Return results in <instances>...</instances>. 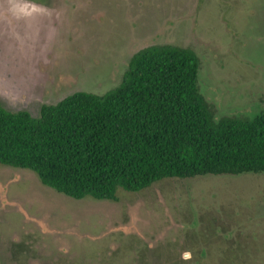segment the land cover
I'll list each match as a JSON object with an SVG mask.
<instances>
[{
  "label": "rangeland",
  "instance_id": "rangeland-1",
  "mask_svg": "<svg viewBox=\"0 0 264 264\" xmlns=\"http://www.w3.org/2000/svg\"><path fill=\"white\" fill-rule=\"evenodd\" d=\"M194 49L215 119L264 111V0H0V104L102 95L134 53ZM0 264H264V172L76 199L0 163Z\"/></svg>",
  "mask_w": 264,
  "mask_h": 264
},
{
  "label": "trees",
  "instance_id": "trees-1",
  "mask_svg": "<svg viewBox=\"0 0 264 264\" xmlns=\"http://www.w3.org/2000/svg\"><path fill=\"white\" fill-rule=\"evenodd\" d=\"M199 71L194 49L153 44L102 95L77 91L38 116L0 104V163L100 200L164 178L264 172V111L215 119Z\"/></svg>",
  "mask_w": 264,
  "mask_h": 264
}]
</instances>
